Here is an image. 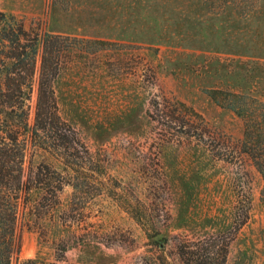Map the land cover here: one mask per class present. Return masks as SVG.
<instances>
[{
  "label": "rangeland",
  "instance_id": "obj_1",
  "mask_svg": "<svg viewBox=\"0 0 264 264\" xmlns=\"http://www.w3.org/2000/svg\"><path fill=\"white\" fill-rule=\"evenodd\" d=\"M207 10L197 0H0L32 35L83 44L51 77L78 151L61 158L30 144L24 170L51 177L66 161L83 188L66 184L46 200L23 193L12 264H60L59 240L68 264H187L178 243L225 248L223 264H264L262 178L240 151L242 120L206 93L264 100V0L246 18ZM93 39L107 42L86 44Z\"/></svg>",
  "mask_w": 264,
  "mask_h": 264
},
{
  "label": "trees",
  "instance_id": "obj_2",
  "mask_svg": "<svg viewBox=\"0 0 264 264\" xmlns=\"http://www.w3.org/2000/svg\"><path fill=\"white\" fill-rule=\"evenodd\" d=\"M197 1L208 10L222 8V11L233 14L234 18L249 17L257 10L260 2V0ZM81 41L75 37L70 39L50 32H45L41 37L38 33L32 35L31 31L24 29L19 19L0 11V264H12V256L18 250L15 232L19 207L21 202L26 203L23 193L37 189L41 198L46 200V193L49 191L57 199V194L66 184L76 190L83 188L78 176L71 175L66 161H62L63 171L55 172L51 177L43 178L41 167L36 171H30L26 178L24 171L30 144L45 151L60 150L63 154L61 158L78 151L76 143H73L75 140L79 142L75 137V129L58 114L51 77L58 69L61 56L80 50L79 47L83 46ZM106 42L93 39L87 40L86 44ZM39 48L42 49L41 66L35 113L33 123L30 124L28 100ZM206 93L217 105L232 111L242 120L240 151L247 155L262 178L260 201L264 206V100L250 93L223 89H207ZM182 106L186 107L185 104ZM73 170L79 172V169ZM234 216L236 217L235 213ZM243 222L244 220L241 224ZM156 236L148 237L155 240ZM164 240L165 237H161L157 239L156 244L160 246V242ZM57 246L59 248H56L60 249L58 261L60 264H68L64 262L67 247L63 240H59ZM190 246L183 243L177 245L178 255L187 264H190L188 262L191 260H194L192 264H215V254L221 256L217 264H223L225 248H219L211 255L209 250L205 249V252L200 253L190 249ZM36 261V258H28L17 264H37Z\"/></svg>",
  "mask_w": 264,
  "mask_h": 264
}]
</instances>
